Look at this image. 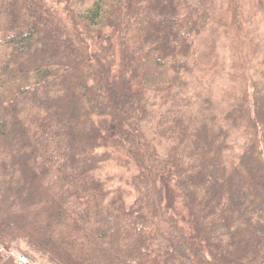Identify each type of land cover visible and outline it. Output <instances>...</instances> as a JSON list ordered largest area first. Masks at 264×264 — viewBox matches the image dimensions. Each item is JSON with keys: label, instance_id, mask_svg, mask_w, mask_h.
<instances>
[{"label": "trees", "instance_id": "1", "mask_svg": "<svg viewBox=\"0 0 264 264\" xmlns=\"http://www.w3.org/2000/svg\"><path fill=\"white\" fill-rule=\"evenodd\" d=\"M263 44L264 0H0V264H264Z\"/></svg>", "mask_w": 264, "mask_h": 264}, {"label": "rangeland", "instance_id": "2", "mask_svg": "<svg viewBox=\"0 0 264 264\" xmlns=\"http://www.w3.org/2000/svg\"><path fill=\"white\" fill-rule=\"evenodd\" d=\"M259 56L260 57H264V46L261 47V53L259 54ZM233 76H234V74H230L228 76V78H227L226 82L224 83V85L222 86L221 90H226V91H231L232 90L233 92H236V90L238 91L237 79H234L231 82V79H232ZM236 135H237V137L235 139V145H237V147H238L236 150L240 151V144L243 141V137H242L241 133H237ZM111 173L112 172H110V174ZM16 249H17V251H16ZM16 249H15V251H13V252L16 253V255L25 253L26 257H27V255L29 256V252L26 251V246L23 243H19Z\"/></svg>", "mask_w": 264, "mask_h": 264}, {"label": "built area", "instance_id": "3", "mask_svg": "<svg viewBox=\"0 0 264 264\" xmlns=\"http://www.w3.org/2000/svg\"><path fill=\"white\" fill-rule=\"evenodd\" d=\"M16 264H33V263L30 262L25 255L18 254L16 256Z\"/></svg>", "mask_w": 264, "mask_h": 264}]
</instances>
